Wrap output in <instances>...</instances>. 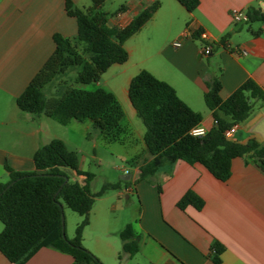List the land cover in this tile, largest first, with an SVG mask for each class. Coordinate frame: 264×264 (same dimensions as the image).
Returning <instances> with one entry per match:
<instances>
[{
	"label": "crops",
	"instance_id": "obj_1",
	"mask_svg": "<svg viewBox=\"0 0 264 264\" xmlns=\"http://www.w3.org/2000/svg\"><path fill=\"white\" fill-rule=\"evenodd\" d=\"M71 1L82 10L91 4L90 0ZM154 1L122 0L124 10L110 15L107 25L126 26L140 9ZM157 1L159 8L151 19L123 44L128 53L125 64L135 58L136 66L127 81L140 70L150 72L171 85L177 96L201 115L200 126L209 129L214 122L203 93L212 77L218 76L223 99L248 78L264 88V23H248L247 17L238 22L231 18L233 10L245 16L250 8L264 13V0H199L192 12L176 0ZM195 30H201V39L210 47L206 55L202 54V42L191 37ZM54 33L66 38L76 34V22L65 13L64 0H0V101L9 106L15 103L53 52ZM225 34L229 35L221 43ZM174 42L180 46H173ZM35 132L30 129L27 135ZM142 135L138 137L140 152L131 158H147ZM230 139L239 143L254 139L264 144V101L236 126ZM3 154L0 164L4 169ZM140 162L132 166L133 170H124L121 177L127 183L118 191L126 200L136 195L137 214L115 225L94 215L85 228L92 232L91 247L85 249L103 264L112 251L118 252L110 246L108 237L119 239L118 233L127 223L138 236L139 250L130 258L119 261L116 257L118 264H213L210 254L214 242L223 247L220 264H264V170L250 157L234 158L224 182L204 167L184 161L164 164L148 180L137 181ZM33 169L32 159L31 165L13 167L17 171ZM7 181L4 169L0 184ZM188 190L203 200L200 210L190 205L183 210L177 207ZM112 206L111 210L114 203ZM72 261L70 255L44 247L24 264ZM0 264L13 263L0 253Z\"/></svg>",
	"mask_w": 264,
	"mask_h": 264
},
{
	"label": "trees",
	"instance_id": "obj_2",
	"mask_svg": "<svg viewBox=\"0 0 264 264\" xmlns=\"http://www.w3.org/2000/svg\"><path fill=\"white\" fill-rule=\"evenodd\" d=\"M176 1L187 12L194 11L199 3V0ZM104 2L90 0V6L82 10L71 0H64L65 13L76 22L75 37L52 35L53 52L15 103L22 112L34 117L45 115L63 125L72 120L89 122L103 141L124 143L128 135V129L122 125L125 113L111 91L103 88L87 91L65 85L57 96L47 97L43 93L44 87L71 68H78L75 83L89 84L97 82L111 65L125 63L128 53L123 47L124 42L159 8L156 0L140 9L126 26H108V15L102 10ZM122 10L123 5L116 13ZM246 17L248 23H264V13L259 9L250 8ZM200 35L201 30L191 33V37L205 47ZM228 35L225 34L220 42ZM205 86L203 101L214 124L204 135L193 136L190 131L200 125L202 117L177 96L171 85L146 70H140L130 79L127 97L144 126L142 141L147 155L145 159L137 155L128 160L131 166L141 161L137 181L148 180L159 167L176 161L200 165L222 182L229 178L231 161L236 157H250L264 170V144L254 139L239 143L224 136L225 130L243 122L255 105L264 101V88L248 78L223 99L218 76L208 80ZM32 163V171L13 170L4 163L8 181L0 184V253L10 263L24 264L39 249L47 247L70 255L71 264H102L82 246V232L89 223L95 198L109 189L119 190V183H106L98 192L91 193L89 187L94 175L79 168L76 152L69 150L60 139L39 146L32 155ZM60 168L71 169L82 177V183L69 180ZM61 201L82 217L72 239L63 238L61 234ZM188 205L200 210L203 200L188 190L178 200L177 207L183 210ZM118 236L121 240L119 261L137 253L138 236L130 223L124 225ZM222 251L219 243L212 244L210 257L213 264H220Z\"/></svg>",
	"mask_w": 264,
	"mask_h": 264
},
{
	"label": "rangeland",
	"instance_id": "obj_3",
	"mask_svg": "<svg viewBox=\"0 0 264 264\" xmlns=\"http://www.w3.org/2000/svg\"><path fill=\"white\" fill-rule=\"evenodd\" d=\"M121 3L122 0H105L102 10L109 17L116 13ZM145 34L147 35L146 32ZM77 70V67L71 68L64 75L55 78L44 87L43 93L47 97L57 96L63 91L65 85L87 91H93L97 88L112 91L125 113L122 125L128 129V135L124 140L126 144L103 141L98 130L92 128L89 122L80 123L72 120L69 124L63 125L45 115L34 117L30 113L19 111L13 102L9 106L7 102L0 101V153H4L5 163L12 169L17 164L28 166L31 165L32 155L37 147L47 144L52 139L62 140L69 150L76 152L79 168L94 175L89 187L91 193L98 192L106 183H119V190L109 189L101 197L95 198L93 207L89 212V219L97 215L107 218L111 224L115 225L117 221H126L131 216L136 215L138 211L136 195H130V200L118 195V191L125 184L121 179V176L125 174L124 170H133L126 159L140 152L138 137L144 132V126L135 114L127 97V77L136 71L135 58L130 59L126 64L111 65L101 74L97 82L89 84L74 82ZM30 129L36 130L32 136L27 135ZM60 170L69 180L82 182L81 177L75 175L71 169L60 168ZM3 173L4 169L0 164V176ZM113 203L115 207L111 210L110 207H113ZM61 206L64 233L67 239H72L75 227L82 217L70 210L62 201ZM93 227L95 228L96 225L93 224ZM1 228L2 224L0 223V230ZM85 228L81 240L84 248L91 247L92 240L91 229ZM108 242L118 252L112 251L106 256L104 263L118 264L116 257L118 260V255L121 254V240L116 237H108ZM122 264L133 263L124 261Z\"/></svg>",
	"mask_w": 264,
	"mask_h": 264
},
{
	"label": "built area",
	"instance_id": "obj_4",
	"mask_svg": "<svg viewBox=\"0 0 264 264\" xmlns=\"http://www.w3.org/2000/svg\"><path fill=\"white\" fill-rule=\"evenodd\" d=\"M231 18H232V20L235 21V22H238V21H241V20H246V16L244 15V13L241 12V11H237V10H233V11L231 12ZM173 46L178 47V46H180V44H179L178 42H174V43H173ZM209 51H210L209 48L206 47V46L202 48V54H203V55L208 54ZM236 126H237V125H233V126H231L230 128H228L227 130H225V132H224V136H225L226 138H230V137L232 136V134L234 133V131H235V129H236ZM205 133H206V129L203 128V127L200 126V125H197V126L193 127V128L191 129V131H190V134L193 135V136H202V135H204Z\"/></svg>",
	"mask_w": 264,
	"mask_h": 264
},
{
	"label": "water",
	"instance_id": "obj_5",
	"mask_svg": "<svg viewBox=\"0 0 264 264\" xmlns=\"http://www.w3.org/2000/svg\"><path fill=\"white\" fill-rule=\"evenodd\" d=\"M122 180H125L124 177H121ZM66 181V178H64V182ZM8 187V186H7ZM61 221H62V227H61V234H62V237L63 238H66L65 236V233H64V224H63V221H64V218H63V215L61 216Z\"/></svg>",
	"mask_w": 264,
	"mask_h": 264
}]
</instances>
